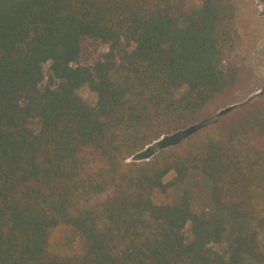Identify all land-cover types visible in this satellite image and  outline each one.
Masks as SVG:
<instances>
[{"label": "trees", "instance_id": "trees-1", "mask_svg": "<svg viewBox=\"0 0 264 264\" xmlns=\"http://www.w3.org/2000/svg\"><path fill=\"white\" fill-rule=\"evenodd\" d=\"M241 39L237 0H0V264H264V101L143 157Z\"/></svg>", "mask_w": 264, "mask_h": 264}, {"label": "rangeland", "instance_id": "rangeland-1", "mask_svg": "<svg viewBox=\"0 0 264 264\" xmlns=\"http://www.w3.org/2000/svg\"><path fill=\"white\" fill-rule=\"evenodd\" d=\"M238 2V24L242 36L239 49L235 48L238 57L245 59V65L249 69L246 74V82L236 92L234 99L229 104H217L210 108L205 116L194 126L166 135L149 145L143 153H147L149 159L151 155L162 147L178 142L187 134L197 131L201 127L210 124L220 118L230 109L244 104L245 102L264 101V0H237ZM106 50L103 47H91L84 60L92 61L99 53ZM79 93L90 102L96 101V95L88 87H83ZM142 153V154H143ZM135 160V158H130Z\"/></svg>", "mask_w": 264, "mask_h": 264}]
</instances>
